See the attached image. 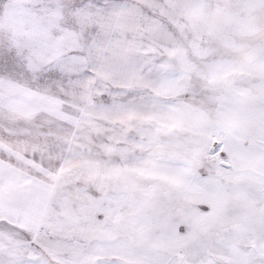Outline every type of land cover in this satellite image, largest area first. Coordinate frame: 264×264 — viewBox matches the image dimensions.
Returning <instances> with one entry per match:
<instances>
[{
	"label": "rangeland",
	"instance_id": "rangeland-1",
	"mask_svg": "<svg viewBox=\"0 0 264 264\" xmlns=\"http://www.w3.org/2000/svg\"><path fill=\"white\" fill-rule=\"evenodd\" d=\"M0 264H264V0H0Z\"/></svg>",
	"mask_w": 264,
	"mask_h": 264
}]
</instances>
